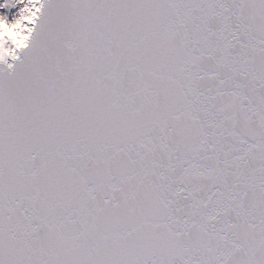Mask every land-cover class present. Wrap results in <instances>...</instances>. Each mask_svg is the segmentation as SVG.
<instances>
[{
  "label": "snow or ice",
  "instance_id": "obj_1",
  "mask_svg": "<svg viewBox=\"0 0 264 264\" xmlns=\"http://www.w3.org/2000/svg\"><path fill=\"white\" fill-rule=\"evenodd\" d=\"M0 264H264V0H0Z\"/></svg>",
  "mask_w": 264,
  "mask_h": 264
}]
</instances>
